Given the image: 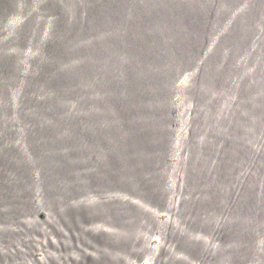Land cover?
Segmentation results:
<instances>
[{"label": "water", "instance_id": "water-1", "mask_svg": "<svg viewBox=\"0 0 264 264\" xmlns=\"http://www.w3.org/2000/svg\"><path fill=\"white\" fill-rule=\"evenodd\" d=\"M0 264H264V0H0Z\"/></svg>", "mask_w": 264, "mask_h": 264}]
</instances>
